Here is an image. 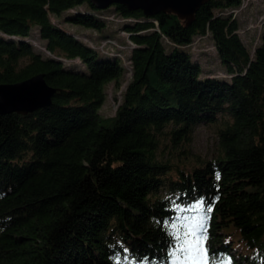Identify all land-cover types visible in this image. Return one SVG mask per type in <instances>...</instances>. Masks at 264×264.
<instances>
[{
	"label": "trees",
	"instance_id": "1",
	"mask_svg": "<svg viewBox=\"0 0 264 264\" xmlns=\"http://www.w3.org/2000/svg\"><path fill=\"white\" fill-rule=\"evenodd\" d=\"M85 3L97 9L0 0V83L44 73L58 88L49 106L0 114V264H193L183 245L198 217L206 264H264V23L252 52L226 12L242 0H207L190 21L118 2L100 8L137 19L123 27L135 45L132 76L107 117L99 109L107 83L120 86L121 58L50 19ZM94 10L65 21L103 30ZM34 26L52 55L26 39ZM207 33L228 79L202 76L184 48ZM200 125L217 126V153L173 162L189 158Z\"/></svg>",
	"mask_w": 264,
	"mask_h": 264
},
{
	"label": "rangeland",
	"instance_id": "2",
	"mask_svg": "<svg viewBox=\"0 0 264 264\" xmlns=\"http://www.w3.org/2000/svg\"><path fill=\"white\" fill-rule=\"evenodd\" d=\"M92 2L91 0H89ZM93 3V2H92ZM95 5V3H93ZM96 6V5H95ZM90 8L88 3L82 4L76 8L65 11L60 18L54 15L50 16V19L57 25H60L63 29L73 33L78 39L87 43L88 45L100 49L102 53H114L116 56L122 59L125 72L121 77L120 86L117 87L115 81H110L106 85V99L102 104L99 112L103 116H114L117 108L121 103L123 92L132 76L131 64L128 60V56L131 52L130 48L134 47L129 33L124 30L126 23L136 22L137 19L124 18L116 15L114 7H110L105 13L100 12V8ZM93 11L96 12L102 18L107 20V27L103 30H95L90 27L82 25H72L65 21V17L68 14L75 13L76 11ZM232 12L233 17L237 19L239 28L238 34L242 40L253 52L255 47L260 43L262 26L264 23V0H242L240 6L229 9L226 11ZM0 34H2L0 32ZM3 35V34H2ZM7 36V35H6ZM15 39H18L16 37ZM30 41L36 50L42 52L44 55H52L46 50L45 42L40 38L39 29L37 26L32 27L30 34L26 37ZM184 48L190 51L192 58L197 60L202 66V76L212 75L219 78H230L231 75L227 73L225 67L221 64L220 58L217 54L214 42L211 36L207 34H200L194 37L193 42L186 45ZM66 65L77 66L79 68H85V64L80 58L67 59L59 57ZM217 126H205L200 125L196 129L193 140L191 143L192 153H189L188 159H174L173 162L184 165L186 162L188 165L196 163L200 159H208L214 157L218 150V137ZM164 140L169 143V138L164 137ZM199 157V158H197ZM165 191V190H163ZM204 264L206 259L204 257Z\"/></svg>",
	"mask_w": 264,
	"mask_h": 264
},
{
	"label": "water",
	"instance_id": "3",
	"mask_svg": "<svg viewBox=\"0 0 264 264\" xmlns=\"http://www.w3.org/2000/svg\"><path fill=\"white\" fill-rule=\"evenodd\" d=\"M99 8L122 3L131 10L141 9L146 16L171 11L180 18L192 20L207 0H91ZM58 88L51 86L44 73H37L18 82L0 83V114H28L52 104Z\"/></svg>",
	"mask_w": 264,
	"mask_h": 264
},
{
	"label": "snow or ice",
	"instance_id": "4",
	"mask_svg": "<svg viewBox=\"0 0 264 264\" xmlns=\"http://www.w3.org/2000/svg\"><path fill=\"white\" fill-rule=\"evenodd\" d=\"M196 203L199 207H203L204 198L201 197ZM203 222L204 218L198 217L195 222L190 221L187 225L190 237L186 236L183 246L188 252L189 256L192 258L193 264H204V254L206 253L207 249L202 246L203 237L200 235V232L203 228ZM223 264H231V258L223 262Z\"/></svg>",
	"mask_w": 264,
	"mask_h": 264
},
{
	"label": "bare ground",
	"instance_id": "5",
	"mask_svg": "<svg viewBox=\"0 0 264 264\" xmlns=\"http://www.w3.org/2000/svg\"><path fill=\"white\" fill-rule=\"evenodd\" d=\"M122 60V59H121Z\"/></svg>",
	"mask_w": 264,
	"mask_h": 264
}]
</instances>
